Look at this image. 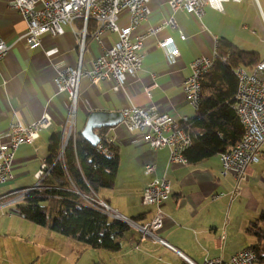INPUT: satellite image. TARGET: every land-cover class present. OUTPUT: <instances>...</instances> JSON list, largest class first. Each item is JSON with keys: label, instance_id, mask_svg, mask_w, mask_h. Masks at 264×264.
<instances>
[{"label": "crops", "instance_id": "1", "mask_svg": "<svg viewBox=\"0 0 264 264\" xmlns=\"http://www.w3.org/2000/svg\"><path fill=\"white\" fill-rule=\"evenodd\" d=\"M8 1L0 0V35L8 45L6 55L0 59V143L8 141L9 124L16 120L31 123L45 113L51 118L35 141L17 149L12 163L13 178L0 185V264H32L30 260L36 261L38 255L19 258L12 251L29 244L45 250L39 252L41 256L50 252L56 257L57 250L66 248L69 240L77 242L23 218L16 206L24 199H17L23 189L38 186L47 176L38 174L46 163L50 136L59 132L62 139L66 131L67 95L57 92L53 75L57 69L77 64L82 23L75 20L64 25L62 35H44L40 45L31 48L22 40L25 26ZM150 10L137 28V33L144 37L140 71L135 75L126 73L123 90L118 92L112 89L110 80L93 83L88 76H81L76 128L80 122V130L83 129L90 112H121L131 105L165 110L186 126L196 110L184 96L182 80L190 75L193 60L213 51V36L226 38L242 50L254 51L264 60V12L259 0L223 1L222 11L206 5L200 19L181 10L174 14L176 27L167 26L157 34L150 33V28L168 20L173 13L168 0H152ZM120 23H127V17H122ZM92 31L90 26L83 70H89L92 61L117 40L116 33L105 32L98 44ZM167 37L173 39L179 51L173 62L166 59L157 45L158 40ZM100 129L94 131L98 134ZM193 131H199V127ZM114 135L118 137L115 181L112 187L98 190V195L137 225L147 224L157 213L155 206L144 205L141 199L151 180L144 167L153 164L154 175L164 176L170 182L169 198L161 207L163 218L153 233L182 255L130 226L119 239L120 250L109 251L108 259L124 264H189L186 259L204 264L205 259L220 258L222 264H228L233 254L252 249L258 243L257 236L248 232L247 227L264 211V143L259 162L249 164L238 180L233 175H221V153L195 163L170 162L167 148L152 149L142 141L140 133H129L120 126ZM214 194L223 195L213 197ZM259 224L264 230V222ZM260 245L263 250L264 239ZM35 252L38 253L37 249Z\"/></svg>", "mask_w": 264, "mask_h": 264}, {"label": "built area", "instance_id": "2", "mask_svg": "<svg viewBox=\"0 0 264 264\" xmlns=\"http://www.w3.org/2000/svg\"><path fill=\"white\" fill-rule=\"evenodd\" d=\"M223 1L238 2L240 0H168L173 15L168 20L153 25L149 32L157 34L167 26L176 27L174 14L181 10L187 11L196 19L201 18L206 5L222 11ZM151 2L152 0L8 1L9 7L21 18L25 26L22 40L31 48L39 46L44 35H62L64 25L71 24L75 20H80L82 23L77 64L57 69L53 75L57 92L65 93L68 101L65 119V127L68 131L62 136L59 156L62 155L68 139L74 140L76 136V115L80 98L78 86L81 76H88L93 83L110 80L113 82L112 89L118 92L123 90L126 73L135 75L140 71L143 62L141 51L144 37L143 34L137 33V28L151 12ZM124 16L127 17V23L121 24V18ZM90 26H93L91 36L98 44L101 43L100 38L105 32L116 33L117 40L92 61L89 70H83L81 64ZM180 38L185 39L183 34H180ZM213 41V51L210 55H201L193 60L190 75L182 80L184 96L194 110H197L200 102L201 77L211 70L216 58L218 38L213 36ZM157 45L170 62H173L179 54L170 37L158 40ZM7 51L8 45L0 35V59L6 55ZM235 74L237 87L232 108L243 128V134L234 147L220 154V163L222 176L233 175L239 180L249 164L259 162L260 148L264 143V60H260L249 70L238 66L235 68ZM121 115V121L115 126L106 128L103 141L100 138L96 145L99 154L113 156L114 152L109 146L115 145L118 137L114 135V131L121 126L129 133H140L142 141L154 150L167 148L170 162L187 163L184 151L192 142L190 134L165 110L131 105L124 108ZM50 122L49 114L45 113L40 119L31 123L16 120L9 124V139L6 143H0V185H4L13 178L12 163L17 149L35 141L39 131L46 128ZM48 171L47 164L43 163L38 177L47 175ZM144 173L150 175L151 180L142 191V203L157 208L156 215L145 225H137L134 220L112 208L94 190L86 193L77 191V193L84 204L104 215L138 228L145 237L182 255L176 248L153 233L161 224L163 218L161 207L169 198L170 182L164 176L154 175L153 164L145 165ZM35 187L23 189L17 199L24 197ZM221 195L223 194H214L213 197ZM186 261L193 264L188 259ZM255 261H257V255L254 250L244 249L233 254L228 264H253ZM204 264H222V260L220 258L205 259Z\"/></svg>", "mask_w": 264, "mask_h": 264}, {"label": "trees", "instance_id": "3", "mask_svg": "<svg viewBox=\"0 0 264 264\" xmlns=\"http://www.w3.org/2000/svg\"><path fill=\"white\" fill-rule=\"evenodd\" d=\"M259 61L256 52L242 50L226 38L218 39L214 64L200 80L199 106L184 126L192 140L184 151L188 163L225 152L240 141L243 128L232 108L237 87L235 68L249 70ZM195 127L199 131H193ZM105 129L98 131L102 141ZM61 143V133L54 132L48 141V174L17 204L19 215L91 248L119 251V239L130 226L84 204L77 193L113 186L118 168L116 146H109L113 156L99 154L96 146L78 131L74 140L68 139L59 156ZM260 222H264V211L250 222L247 231L257 236L258 243L252 250L257 261L264 263V249L260 245L264 230Z\"/></svg>", "mask_w": 264, "mask_h": 264}, {"label": "rangeland", "instance_id": "4", "mask_svg": "<svg viewBox=\"0 0 264 264\" xmlns=\"http://www.w3.org/2000/svg\"><path fill=\"white\" fill-rule=\"evenodd\" d=\"M259 2L264 12V0H259ZM77 123V129L78 131H81L80 128L82 124L80 122ZM67 131L68 129H66V131L64 132L65 135L67 134ZM69 242L70 243L66 245V248H64L63 250H57L56 257L51 256L50 252L41 256L39 252L45 250H38L36 246L29 244H27L23 248H17V250L12 251V253L17 254L19 258L21 257V255H38L36 261L34 258L30 260L32 264H124L120 260L113 259L111 261L110 259H108L109 251L105 249L91 248L83 243L71 242L70 240ZM35 249H37L38 251L37 254L35 252ZM99 252H103L105 254L102 255V253ZM130 264L134 263L130 262Z\"/></svg>", "mask_w": 264, "mask_h": 264}, {"label": "water", "instance_id": "5", "mask_svg": "<svg viewBox=\"0 0 264 264\" xmlns=\"http://www.w3.org/2000/svg\"><path fill=\"white\" fill-rule=\"evenodd\" d=\"M106 117L110 118L108 120H103V118ZM121 119L122 115L120 111L97 110L90 112L85 125L81 130V136L95 147L100 141V136L94 130L102 127L109 128L115 126L121 121Z\"/></svg>", "mask_w": 264, "mask_h": 264}, {"label": "bare ground", "instance_id": "6", "mask_svg": "<svg viewBox=\"0 0 264 264\" xmlns=\"http://www.w3.org/2000/svg\"><path fill=\"white\" fill-rule=\"evenodd\" d=\"M77 129V128H76ZM78 132V131H77Z\"/></svg>", "mask_w": 264, "mask_h": 264}]
</instances>
